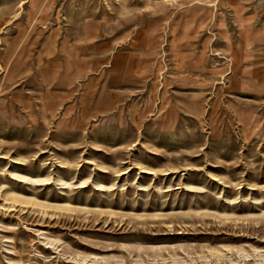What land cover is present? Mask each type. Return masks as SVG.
I'll return each instance as SVG.
<instances>
[{"label": "rangeland", "instance_id": "rangeland-1", "mask_svg": "<svg viewBox=\"0 0 264 264\" xmlns=\"http://www.w3.org/2000/svg\"><path fill=\"white\" fill-rule=\"evenodd\" d=\"M0 31V264H264V0H0Z\"/></svg>", "mask_w": 264, "mask_h": 264}, {"label": "bare ground", "instance_id": "bare-ground-1", "mask_svg": "<svg viewBox=\"0 0 264 264\" xmlns=\"http://www.w3.org/2000/svg\"><path fill=\"white\" fill-rule=\"evenodd\" d=\"M23 2H24V1H22L21 4H23ZM21 4H20V6H21ZM19 13H20V12H18L17 14H15V15H14V18H16L18 15H20ZM0 33H1V31H0Z\"/></svg>", "mask_w": 264, "mask_h": 264}]
</instances>
